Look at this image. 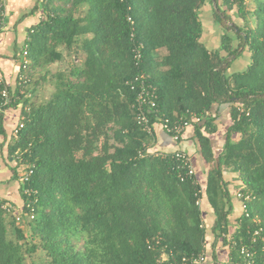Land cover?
Instances as JSON below:
<instances>
[{"label": "trees", "instance_id": "16d2710c", "mask_svg": "<svg viewBox=\"0 0 264 264\" xmlns=\"http://www.w3.org/2000/svg\"><path fill=\"white\" fill-rule=\"evenodd\" d=\"M249 3L44 1L29 33L30 63L21 72L46 69L63 51L72 62L83 60L69 74L47 72L55 92L46 102H31L18 87L9 91L8 106L20 103L24 117L9 154L19 150L34 164L27 185L34 194L22 196L24 205L36 201V216L17 225L0 209V264H25L39 249L49 264H181L200 253L206 264H264V0ZM207 4L222 31L214 50L201 41L200 11ZM243 54L249 63L231 72ZM140 74L156 89L161 118H202L189 128L206 167L202 182L195 171L199 185L180 181L174 152L189 156L184 149H154L161 127L151 110L144 113L152 132L137 124L132 104ZM225 108L229 124L219 128L215 121ZM218 130L224 132L217 151L211 137ZM225 172L239 181L242 197L236 191L233 198L245 206L232 225ZM205 207L213 217L209 228Z\"/></svg>", "mask_w": 264, "mask_h": 264}, {"label": "crops", "instance_id": "0c3cea01", "mask_svg": "<svg viewBox=\"0 0 264 264\" xmlns=\"http://www.w3.org/2000/svg\"><path fill=\"white\" fill-rule=\"evenodd\" d=\"M44 1L45 0H6V30L0 37V77L3 78L9 91H13L18 87L20 94L26 92L24 94L25 98L29 99L31 102H35V104H41L48 101L55 92L54 80L49 77L50 75L47 73L48 71H51V75L59 72H68L69 74L70 71L75 68V64L78 66L81 65V59L79 57V60L75 58V61L72 62L70 66L65 64L67 68L66 71L59 69L54 72L53 68L46 67V69L36 68L33 71L21 72V70H23L21 68V53L24 46L29 42V33L31 32V29L39 23L42 17V4ZM203 36L204 34H202V42ZM157 53L159 57L165 55L164 50H160ZM62 60L51 66L61 64ZM238 70L241 71L242 69ZM30 73H33L34 83L31 90H26V86L31 82ZM21 75H24L28 81L23 87L19 86V77ZM20 107L21 104L18 103L16 106H8L6 108L0 129V200L11 203L18 209H21L23 206L22 186L18 178L19 170L15 161H13L14 158L12 156L10 157L8 144L11 141L12 132L17 126L20 117ZM226 111V108L222 109L219 113V119L215 121L217 125L220 123L219 128L221 127V123H224L225 125L229 124ZM223 132L224 130H218L217 133L211 137L212 146L217 151L223 142L221 136ZM192 134L193 132L190 129L187 130L183 140L178 146H176L170 137L157 127L154 149L165 153H172L174 150L178 149V147L184 149L191 157L195 171L202 182L205 178L203 171L206 167L195 152V141H192ZM225 178L230 182V201L233 209L228 217V222L229 225H232L235 219L242 213L241 202L235 199V197L233 198V195L238 189H240V187L238 185L239 181L236 178H233V175L228 172H225ZM205 212V222L209 228L212 224L213 217L207 207H205ZM217 249L222 253L225 251L224 248L219 246Z\"/></svg>", "mask_w": 264, "mask_h": 264}, {"label": "built area", "instance_id": "2783aa9c", "mask_svg": "<svg viewBox=\"0 0 264 264\" xmlns=\"http://www.w3.org/2000/svg\"><path fill=\"white\" fill-rule=\"evenodd\" d=\"M6 0H0V37L3 32L6 30ZM131 26L133 22L128 19ZM131 42H134V29L132 28V32L130 34ZM28 44H26L22 50V62L21 68L26 70L29 65L28 60ZM142 51L143 45L141 43L136 44L133 48L134 53V60L135 64L139 65L142 61ZM149 78L145 74H140L138 77L135 78V98L132 104V107L137 110L135 120L137 124L142 128L144 132L150 134L152 132V126L150 125V121L147 118L146 114L144 113L145 110H151L154 114L153 118L156 122L160 124L161 129L170 137V139L177 143L180 139V136L183 132L191 127L192 124L199 123L202 118L196 116L195 114H189L188 118L180 117L178 120L170 122L168 119L161 118L159 115L158 107L156 104V89L152 84L148 82ZM19 86L23 87L26 83H28L27 78L24 75L19 77ZM129 85L131 90L134 91V86L132 83H126ZM127 85V86H128ZM10 104L9 99V89L5 84L2 77H0V129L2 125V118L4 116L5 110L7 106ZM23 115L20 114L17 126L14 128L12 134L14 135L15 139L17 138L19 132L23 128ZM27 152V151H26ZM175 161L178 163V168L183 171V175L179 176L180 181L183 182L185 180H190L194 186L199 185L198 180L195 177V169L191 163L189 156L184 153L183 151H175ZM14 161L17 163L18 167V178L19 182L22 186V195L28 197V199L34 194L32 190L27 188L30 178L33 175L34 171V164L30 163L29 161H25L22 159V153L18 150L14 154ZM197 197V194L195 195ZM236 196L241 198V194L237 191ZM200 200L196 201V205H200ZM249 198L247 197L245 201H248ZM36 201L28 200L25 205L23 204L21 209H18L11 203H7L5 201L0 200V209L7 215L11 216L17 225L25 224L29 221L35 219V212L33 205ZM245 206H242V210L244 211ZM241 253L246 255L248 258L249 254L246 252L245 249L241 250ZM181 264H206V255L205 253L200 254H192L181 259Z\"/></svg>", "mask_w": 264, "mask_h": 264}, {"label": "rangeland", "instance_id": "374dc122", "mask_svg": "<svg viewBox=\"0 0 264 264\" xmlns=\"http://www.w3.org/2000/svg\"><path fill=\"white\" fill-rule=\"evenodd\" d=\"M249 1L250 0H246V2L248 3V8H251ZM232 16L234 18L233 14H232ZM211 18H212L211 5L207 4L201 10V23H202V29H203V34H204L203 42L206 44V46L209 50H214V49H217L219 46V38L222 35V31H221V29H219V27L216 25V23H214L211 20ZM63 53H64V55H63L64 58H63L61 64L48 66L49 68H53L54 72L58 71L59 69L62 71H66L67 68H66L65 64H68L70 66L72 63V60H73L72 55L66 53L65 51H63ZM80 59H81L80 61L82 62L83 58L80 57ZM248 59H249L248 55L243 54V56L240 59H238V61L235 62L231 66L230 71L236 72V71H239L238 69H244V66H246L247 62L249 63ZM49 72H51V71H49ZM30 77H31V82L26 86V90H31L33 87V83H34L33 73L32 74L30 73ZM242 211L243 210L241 208V212ZM220 253H221V251H220ZM222 256L224 257L223 254H222ZM25 259H26L25 264H49L48 259L45 256V253L41 252L40 249L37 250L32 255H26ZM221 259L223 260L224 258H221Z\"/></svg>", "mask_w": 264, "mask_h": 264}]
</instances>
